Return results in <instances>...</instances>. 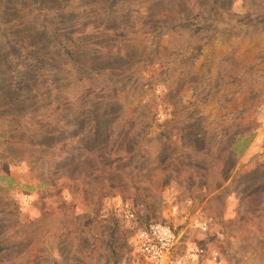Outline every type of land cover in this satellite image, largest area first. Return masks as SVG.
I'll use <instances>...</instances> for the list:
<instances>
[{
	"label": "rangeland",
	"instance_id": "1",
	"mask_svg": "<svg viewBox=\"0 0 264 264\" xmlns=\"http://www.w3.org/2000/svg\"><path fill=\"white\" fill-rule=\"evenodd\" d=\"M150 221L264 264V0H0V264H150Z\"/></svg>",
	"mask_w": 264,
	"mask_h": 264
},
{
	"label": "built area",
	"instance_id": "2",
	"mask_svg": "<svg viewBox=\"0 0 264 264\" xmlns=\"http://www.w3.org/2000/svg\"><path fill=\"white\" fill-rule=\"evenodd\" d=\"M125 216L131 219L133 214L127 213ZM179 238L180 235L166 223L150 221L136 230L135 245L138 248V254L145 261L158 264L179 245ZM190 252L191 255L197 254V250ZM187 255L186 253L185 256Z\"/></svg>",
	"mask_w": 264,
	"mask_h": 264
},
{
	"label": "trees",
	"instance_id": "3",
	"mask_svg": "<svg viewBox=\"0 0 264 264\" xmlns=\"http://www.w3.org/2000/svg\"><path fill=\"white\" fill-rule=\"evenodd\" d=\"M6 251V247L0 242V254Z\"/></svg>",
	"mask_w": 264,
	"mask_h": 264
}]
</instances>
